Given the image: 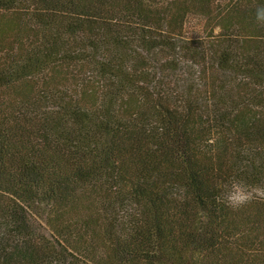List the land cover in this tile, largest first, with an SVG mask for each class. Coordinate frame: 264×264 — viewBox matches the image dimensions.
<instances>
[{"label":"trees","instance_id":"trees-1","mask_svg":"<svg viewBox=\"0 0 264 264\" xmlns=\"http://www.w3.org/2000/svg\"><path fill=\"white\" fill-rule=\"evenodd\" d=\"M260 8L0 0V264H264Z\"/></svg>","mask_w":264,"mask_h":264},{"label":"rangeland","instance_id":"rangeland-1","mask_svg":"<svg viewBox=\"0 0 264 264\" xmlns=\"http://www.w3.org/2000/svg\"><path fill=\"white\" fill-rule=\"evenodd\" d=\"M210 23L207 24L206 19H201V17L198 16H190L187 19L186 22V31L187 34L190 35V37H195V38H204L206 31L204 30H208V28ZM214 33H218L219 32V27H215L213 30ZM185 70L187 71L186 68H181V72ZM178 72H179V68H178ZM186 74H180L179 73V82L177 83V85H182L183 84V80H182V76H184ZM187 84L185 83L182 88H186ZM245 193H242L239 191V189H236L235 191H233L232 193V199L235 200H239V198L244 195Z\"/></svg>","mask_w":264,"mask_h":264},{"label":"clouds","instance_id":"clouds-1","mask_svg":"<svg viewBox=\"0 0 264 264\" xmlns=\"http://www.w3.org/2000/svg\"><path fill=\"white\" fill-rule=\"evenodd\" d=\"M256 16L258 20H264V8L258 9Z\"/></svg>","mask_w":264,"mask_h":264}]
</instances>
